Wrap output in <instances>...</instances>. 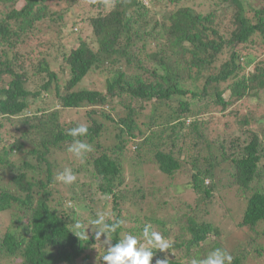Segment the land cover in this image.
Here are the masks:
<instances>
[{
  "label": "trees",
  "instance_id": "obj_1",
  "mask_svg": "<svg viewBox=\"0 0 264 264\" xmlns=\"http://www.w3.org/2000/svg\"><path fill=\"white\" fill-rule=\"evenodd\" d=\"M83 1L0 0V129L22 118L26 135L37 137L27 153L34 162L21 166L10 157L23 144L0 139V171L12 174L0 183V223L4 213L12 223L0 231V264H103L101 243L71 231L75 219L98 212L126 221L112 244L125 233L143 242L146 224L173 241L169 252L155 250L151 264L165 256L190 264L215 248L228 251L232 264H264V0H160L172 7L161 20L141 0H106L81 18L90 35L70 31L77 38L69 50L60 43L43 51L41 37L56 26L64 39L63 17ZM94 70L104 74L103 90L80 87ZM49 97L64 111L91 108L80 139L94 150L83 164L66 150L72 137L58 124L59 108L37 105ZM129 160L140 169L135 179ZM64 167L77 179L56 199L53 178ZM146 167L170 183L145 188ZM178 175L184 184L172 183ZM231 189L245 207L230 250L228 232L205 217L232 218L226 202L214 203ZM171 201L187 214L173 212Z\"/></svg>",
  "mask_w": 264,
  "mask_h": 264
},
{
  "label": "rangeland",
  "instance_id": "obj_2",
  "mask_svg": "<svg viewBox=\"0 0 264 264\" xmlns=\"http://www.w3.org/2000/svg\"><path fill=\"white\" fill-rule=\"evenodd\" d=\"M106 0H84L82 5L80 6H74L72 7L71 11L69 13H66L63 17L64 19V24H67V28H66V34H64V39H63V34H59V27L56 26H51L47 33L45 34V37H41V42L43 47H40L43 51L48 49L52 44H65L67 45V50H69L71 47L69 42L72 41L74 43H76V38L74 37H70L67 36L70 31H73L76 35L78 32L81 31V36H87L90 35V31L86 30V25L84 23H82L81 18L83 19L84 15L87 12H91V11H95L97 4L99 2H105ZM143 2V5L145 6V9L148 10L149 14L154 12L156 14V18L158 20H161V17L163 15H165V13L167 11H171L172 7L171 6H167L166 9L163 8V3L160 0H141ZM78 5V4H77ZM67 6V3H62L59 6H50V9L52 10H59L60 8H64ZM79 7V9H77ZM73 23H75V25H73ZM73 25V26H72ZM72 29H69L71 28ZM88 29V28H87ZM45 32V31H44ZM89 40V39H88ZM91 42V40L89 41ZM49 52V51H48ZM37 58V55L34 54V59ZM64 75H65V71H64ZM63 75V76H64ZM104 74L101 71H91L89 73V75L82 81V83L80 84V87H87L90 89H97V90H103L104 88ZM52 92L49 91L47 92L48 95H50ZM260 99L261 101H264V93H262L260 95ZM57 100L53 99L51 97L44 99V101H40L37 105H41L43 106L48 113H50L51 111H53L54 109L59 108L60 112H59V122L58 124L60 125L61 128L64 129H70L72 127H75L76 125L80 124V123H89L88 117L86 116V112H89L91 110L90 107H83V108H79V109H71V110H61L59 105L57 104L56 108H55V102ZM54 104V105H53ZM238 105H234L232 107H230L228 109L227 112H230L231 110H235L237 108ZM35 108V107H34ZM249 109H251L253 112L257 113V109H256V102H252L251 104H249L248 106ZM96 110H98V107L94 108ZM106 111L110 112L109 108H105ZM22 120V118H18V119H13V121L11 122H6L4 123V126L0 129V139L2 141L3 144L7 145H18V144H23V151L22 152H18V153H14L12 154V156L10 157V161H12L14 164L21 166V163L24 160H29L30 162H34V159H32L31 157H27V153L32 149L33 145H32V141L35 139L36 141V135L35 134H30V135H26V131L25 127L22 123H20V121ZM229 129H234L235 132V136H240L241 137V133L237 130V128H234V123H230V128ZM27 137V139H26ZM140 137L137 139L138 141H140ZM3 144L0 143V146H3ZM135 148V145L132 146V149ZM56 153L62 155V156H66L63 152H58L56 151ZM133 153H130L129 156H132L133 158ZM131 157H129L130 159ZM133 160V159H132ZM53 161V160H52ZM128 165L130 167H128V173H129V178L130 179H135V172L134 171H140V169H135L133 166V164H131V160H129ZM45 167V166H44ZM43 167V168H44ZM60 168H62V165H59ZM57 172V171H56ZM146 174V175H144ZM160 173H158L156 170L154 169H150L148 167H146V169H142V177L143 175L146 177V179L144 180L143 184L145 188H149L151 189L152 185H156L161 186L162 188L165 187L166 183H170L169 179L163 175L165 177V181H161L162 176L159 175ZM11 173L10 171H8L7 173L0 171V183L4 184L7 181H9V178L11 177ZM186 175H178L176 177H174L172 179V183L175 185H178V183L180 182L181 184H184L185 180H186ZM180 184V185H181ZM66 187L69 189L70 186L68 185H61V184H56L54 187V190H56V194L57 196L55 197L57 198H64L65 196V192H66ZM72 188V187H71ZM70 188V189H71ZM221 194V195H220ZM219 195L221 196L217 198H215L214 203L218 206H224L225 202L227 203V206L230 208L231 210V216L232 218L230 219V217H222V216H218V215H213V214H208L205 219L207 221H209L214 227H216L218 230L221 231H225L227 234H225L226 238H225V245L228 249L231 250V248H233V246L238 247V241L236 238H234L232 231L235 229V224L238 223V221L241 219L242 217V212L243 209L245 207V200L241 197V195L235 196V193L232 191V189L230 191L226 190L224 192L219 193ZM191 197V193H188V198ZM226 197V198H225ZM172 202V201H171ZM65 204V203H64ZM68 205V202H67ZM172 205L175 206L178 210H172L173 212H176L178 214L180 213H185L187 214L188 212V208L185 206H178L176 204H174L172 202ZM231 205L234 206V208L231 207ZM65 206V205H64ZM14 212V211H12ZM9 214L4 213L3 215H1L3 222L0 223V231L4 228H6L8 225H12V223H10L9 221ZM234 224V225H233ZM261 229L264 230V227H260L259 230L261 231ZM88 233L92 234V236L94 237V233L93 231L90 229L87 230ZM95 239V238H94ZM212 239V238H211ZM101 240H104V237L101 236ZM94 259H96V256L98 257V255H96V249H92L91 252ZM99 258V257H98ZM255 262L253 260L249 261L246 264H254ZM2 264H5V260L2 262ZM6 264H11V263H6Z\"/></svg>",
  "mask_w": 264,
  "mask_h": 264
},
{
  "label": "clouds",
  "instance_id": "obj_3",
  "mask_svg": "<svg viewBox=\"0 0 264 264\" xmlns=\"http://www.w3.org/2000/svg\"><path fill=\"white\" fill-rule=\"evenodd\" d=\"M88 134V125L80 123L67 130V135L72 137V141L67 146V152L71 153L81 164L85 162L86 155L92 152L93 145L83 141L80 137ZM54 182L61 185H72L77 176L71 167H64L54 175ZM74 211L79 214L80 207L74 206ZM106 218L105 213L98 212L90 217L87 222L75 219L72 223L71 231L81 239L87 240V230L91 228L94 238L105 248L101 256L103 264H151L155 250L169 252L173 248V241L165 238L159 231L152 230L150 224H146L142 229V240L136 235L125 233L115 244L111 243L112 234L116 233L125 225L126 221L116 218ZM101 236L104 240L101 241ZM233 256L222 248L210 250L202 258H193L190 264H232ZM156 264H169L167 256L163 260H156Z\"/></svg>",
  "mask_w": 264,
  "mask_h": 264
}]
</instances>
